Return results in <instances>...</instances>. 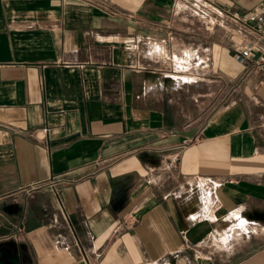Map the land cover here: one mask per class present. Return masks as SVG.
Instances as JSON below:
<instances>
[{
    "label": "crops",
    "instance_id": "obj_1",
    "mask_svg": "<svg viewBox=\"0 0 264 264\" xmlns=\"http://www.w3.org/2000/svg\"><path fill=\"white\" fill-rule=\"evenodd\" d=\"M173 4L0 0V245L16 264H264V65L177 31ZM190 37L208 78L176 72ZM195 177L218 182L224 227L189 224L173 197ZM242 205L257 226L227 244ZM212 230L230 250L205 246Z\"/></svg>",
    "mask_w": 264,
    "mask_h": 264
},
{
    "label": "built area",
    "instance_id": "obj_2",
    "mask_svg": "<svg viewBox=\"0 0 264 264\" xmlns=\"http://www.w3.org/2000/svg\"><path fill=\"white\" fill-rule=\"evenodd\" d=\"M174 5H178L183 10L190 11L199 22L210 27L211 30L220 29L229 33L232 36V49L235 53L236 61L243 63L247 60L255 58V64L257 66L264 65V0L259 1L254 4L251 9L246 14H240L238 12L220 10L214 6L209 0H174ZM184 54L183 56H185ZM193 55L195 56V65L198 67V70H204L207 67V59L202 58L199 54L194 51ZM189 58L181 60V69L179 67L176 72H183L188 74L189 69ZM177 63V62H176ZM174 67H178L173 63ZM185 81L184 79H182ZM187 82V81H185ZM188 83V82H187ZM186 183L184 187H180L173 192V197L179 199L186 210V219L189 224L195 225L199 222H219L222 221L226 224L223 217L218 215V211L221 208L219 200V184L215 182L214 179L210 177L197 178ZM51 186H53L51 184ZM210 207L213 213H217L216 220L212 221L207 216L201 215V217H193L192 213H196L200 210V207ZM245 206H240V214L246 218L245 225L248 226L247 229L241 228L239 226H244L240 224V221H237L235 224H228V240L225 243H229L233 234V230H238L237 233L249 235L253 233L251 227L257 226L255 220L247 218L244 214ZM212 234L218 233L216 230H212L208 235L213 236ZM214 242L218 246H226L224 242H221L220 239H214ZM58 245L59 240L54 242ZM91 243V240L88 241V244ZM175 264L179 263L178 260H175ZM161 264H171L170 260H163Z\"/></svg>",
    "mask_w": 264,
    "mask_h": 264
},
{
    "label": "rangeland",
    "instance_id": "obj_3",
    "mask_svg": "<svg viewBox=\"0 0 264 264\" xmlns=\"http://www.w3.org/2000/svg\"><path fill=\"white\" fill-rule=\"evenodd\" d=\"M173 11H174V14H175V16H177L176 18L178 19L177 21V25H176V30L177 31H179V32H182L183 34H186L187 35V33H190V32H192V28L193 27H195V29H196V27H199L200 29H202V31H205L206 33H211V29H210V27H208L207 25H204V24H202L201 22H199L198 20H197V18H195L194 17V15L190 12V11H188V10H183L182 8H180V6L178 5L177 7L173 4ZM194 29V31H197V30H195ZM213 31H215V32H217L218 33V38L219 39H221V40H223V39H227V38H232V36H230V34L229 33H226L225 31H223V30H220V29H214ZM191 36V35H190ZM181 40H184V41H186V38L185 37H183L182 39H180L178 42H182ZM190 41V45H189V48H187V47H185V48H175V51H174V64L176 65L177 63V61H176V58L178 57V56H180V55H182L181 53L182 52H188L189 54H190V60H189V69L190 70H188V76L190 77V78H192L193 80L195 79V78H197V73L198 72H205V78H208L209 76H208V74H210V72L208 71L209 70V68L207 67L206 69H204V70H198V67L195 65V56L193 55V52L194 51H196L197 53H198V50H197V48H196V41H194L191 37H190V39H189ZM209 42V40H207V43ZM195 43V44H194ZM172 66V65H171ZM206 223H208V222H206ZM224 222H222V221H217V222H215V225H217V226H219L220 228L221 227H224ZM216 226V227H217ZM217 229V228H216ZM249 235H251V234H249ZM248 235V236H249ZM241 236L243 237V239H246V237H247V235H245V234H241ZM237 237V236H236ZM230 239V241L231 242H233L234 241V239H236L235 238V235H232V237L231 238H229ZM234 243V242H233ZM205 246L207 247V246H211V248H213V249H218V250H220V248H219V246L216 244V243H214V238H213V236H207V238L205 239ZM203 244V245H204ZM229 247H230V245H228V247H225V246H222V248L224 249V250H227L228 251V249H229ZM201 248H203V246L201 247ZM230 250V249H229ZM177 264H185V261H184V259H182V260H180L179 261V263H177Z\"/></svg>",
    "mask_w": 264,
    "mask_h": 264
},
{
    "label": "flooded vegetation",
    "instance_id": "obj_4",
    "mask_svg": "<svg viewBox=\"0 0 264 264\" xmlns=\"http://www.w3.org/2000/svg\"><path fill=\"white\" fill-rule=\"evenodd\" d=\"M16 253L10 248L0 245V264H16Z\"/></svg>",
    "mask_w": 264,
    "mask_h": 264
},
{
    "label": "bare ground",
    "instance_id": "obj_5",
    "mask_svg": "<svg viewBox=\"0 0 264 264\" xmlns=\"http://www.w3.org/2000/svg\"><path fill=\"white\" fill-rule=\"evenodd\" d=\"M202 213V212H201ZM195 217V216H194ZM196 217H197V215H196ZM244 227V226H243Z\"/></svg>",
    "mask_w": 264,
    "mask_h": 264
}]
</instances>
